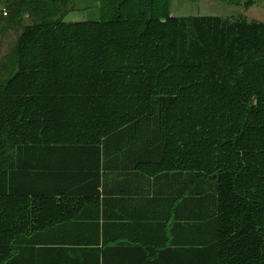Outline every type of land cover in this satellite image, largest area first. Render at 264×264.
<instances>
[{
  "label": "trees",
  "instance_id": "1",
  "mask_svg": "<svg viewBox=\"0 0 264 264\" xmlns=\"http://www.w3.org/2000/svg\"><path fill=\"white\" fill-rule=\"evenodd\" d=\"M69 2L0 0V27L31 19L0 76V245L39 153L116 141L213 184L224 264H264V23L176 17L170 0H102L99 20L67 22Z\"/></svg>",
  "mask_w": 264,
  "mask_h": 264
},
{
  "label": "crops",
  "instance_id": "2",
  "mask_svg": "<svg viewBox=\"0 0 264 264\" xmlns=\"http://www.w3.org/2000/svg\"><path fill=\"white\" fill-rule=\"evenodd\" d=\"M103 148H47L31 161L0 264H224L213 184L188 168L157 171L155 156L116 141Z\"/></svg>",
  "mask_w": 264,
  "mask_h": 264
},
{
  "label": "rangeland",
  "instance_id": "3",
  "mask_svg": "<svg viewBox=\"0 0 264 264\" xmlns=\"http://www.w3.org/2000/svg\"><path fill=\"white\" fill-rule=\"evenodd\" d=\"M5 2L2 4L4 8ZM102 0H70L67 5V22L99 20L101 17ZM170 8L176 17L215 16L224 20H238L246 18L250 21L264 23V0H238L235 3L226 0H170ZM8 15L10 11L7 9ZM31 23L25 16L20 25L0 27V76L6 75L4 66L6 58L10 55L23 27Z\"/></svg>",
  "mask_w": 264,
  "mask_h": 264
},
{
  "label": "built area",
  "instance_id": "4",
  "mask_svg": "<svg viewBox=\"0 0 264 264\" xmlns=\"http://www.w3.org/2000/svg\"><path fill=\"white\" fill-rule=\"evenodd\" d=\"M3 11H4V14L7 15V10L5 8L3 9Z\"/></svg>",
  "mask_w": 264,
  "mask_h": 264
}]
</instances>
